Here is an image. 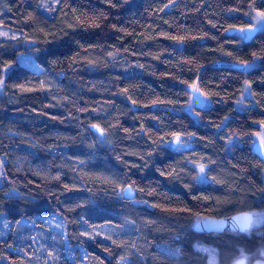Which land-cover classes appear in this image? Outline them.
<instances>
[{
	"label": "trees",
	"instance_id": "trees-1",
	"mask_svg": "<svg viewBox=\"0 0 264 264\" xmlns=\"http://www.w3.org/2000/svg\"><path fill=\"white\" fill-rule=\"evenodd\" d=\"M43 1L0 0V28L20 35L0 40V80L9 69L0 82V215L14 231L59 218L69 248L50 264L263 260L264 222L241 234L191 229L206 217L264 212L263 160L250 142L264 121V31L247 43L227 33L251 25L264 0H56L49 15ZM28 51L41 74L18 64ZM256 58L250 70L240 63ZM245 81L252 99L239 112ZM193 82L209 96L193 108L197 120L186 112ZM173 133L182 148H172ZM127 185L148 207L122 198ZM100 228L104 238L93 234ZM32 234L14 252L12 230L0 238V264H44L54 249L38 258ZM199 248L214 250V262Z\"/></svg>",
	"mask_w": 264,
	"mask_h": 264
},
{
	"label": "rangeland",
	"instance_id": "rangeland-1",
	"mask_svg": "<svg viewBox=\"0 0 264 264\" xmlns=\"http://www.w3.org/2000/svg\"><path fill=\"white\" fill-rule=\"evenodd\" d=\"M55 5H56V0H44L42 2V8L47 13V15H49L50 7H54ZM256 12L257 11L252 10L250 16L247 18V20L250 22L251 25L257 24V21L255 19H253V17H255V15H256ZM257 29H258V33L264 31V21L257 24ZM237 35H238L237 37H240V38L243 37V35H241V34H237ZM19 38H20V35L18 33L0 28V40H2V39L16 40ZM26 44H28V43H26ZM30 44H32V43H30ZM24 45H25V42L22 40L20 42V45H18V46H24ZM34 54H35L34 51H28L27 53H24V54H18L17 62L19 65L31 69L36 74H41L42 69L34 61ZM259 62H260L259 58L254 59L253 62L248 63L250 65V67H248L246 70H250L252 67L254 68V66L259 64ZM8 70H9L8 68L3 69L2 79L8 73ZM2 79L0 80V82L2 81ZM52 81H53V79H52ZM52 81L50 80V83L47 82V84L43 83V88L46 91H48L49 88L53 87L54 83L52 84ZM246 83H247V81H245L242 85V92H244V88H245ZM0 92H1V88H0ZM49 98H55V97H53V95L50 94ZM241 99H242V96L240 94L239 99L235 102V109H236V111H239V112L244 110V108L248 105L247 100L252 99L251 91L249 90L248 92H244L242 104L237 103ZM189 103H190L191 107L186 108V112L189 113V115L192 116L195 120H197V115L193 109V101H191V98H190ZM262 136H264V126L261 125L260 129L251 135V139H252L250 141L251 144L253 142H260V138ZM235 140L236 139L234 138L233 141H235ZM233 141H231V142H233ZM231 142H228L229 143L228 147H230L232 145ZM176 146H179L180 148H182L183 144L176 145ZM261 163H262V178H263V184H264V160ZM198 180L200 182H204V174L199 173V167H198ZM9 195L17 196L18 193L15 190H11L9 192ZM131 203L134 205H145V206H147V204L144 202L132 201ZM254 213L256 214V216H254V218H253L254 222L251 225L250 230L259 227L264 222V212H261V213L260 212H254ZM199 220H201V219H199ZM24 221L25 220H22L21 222H24ZM44 221L47 224L49 229H47L46 227H41V226H40V228H38L39 225H35L34 223H28V226H29L28 228H21L20 227V228H16L14 231V227L12 226V223L10 221L6 220L4 214H1L0 215V238L6 239L11 234V230H12L13 240H12V243L10 244V246L8 247V249L10 251L14 252V251L18 250L17 249L18 244H22L26 241V236L28 234V231H30V230L33 231L36 235L32 234L31 236H28L27 242L28 243L33 242L35 244L33 247L36 249V251L38 250L37 251L38 253L36 254V255H38V258H43L42 255L46 252V250H48L49 246H51L54 249V252L51 254H48V257L46 258V260L45 259L43 260L44 264H50L51 261H53V259L57 255V252L60 250L61 247L64 248V250H67L69 247H68L66 239H65V228H64L63 222L57 217H50V218L44 219ZM25 223H27V222H25ZM16 224L14 226H16ZM22 224H20L19 226H21ZM105 233H106V230H104V229L102 230V228H100V229H96L93 234H96V235L104 238L105 236H107V234H105ZM48 234H49V236L47 237ZM85 236H87V235H85ZM54 244H57L58 246L61 245V246L56 247V246H54ZM28 247H29V245H28ZM20 249L23 250V247ZM199 249L202 250L203 253H206L209 256L210 262H214V259H215L214 250H212L210 248H199ZM81 256H83V255L81 254ZM262 256L264 258V253ZM242 258L245 259V257H242ZM238 260H239V258H238ZM5 263H6V260L3 259L1 261V264H5ZM234 263H235V261H234ZM253 264H264V259L260 260V261H256Z\"/></svg>",
	"mask_w": 264,
	"mask_h": 264
},
{
	"label": "water",
	"instance_id": "water-1",
	"mask_svg": "<svg viewBox=\"0 0 264 264\" xmlns=\"http://www.w3.org/2000/svg\"><path fill=\"white\" fill-rule=\"evenodd\" d=\"M249 27H251V25H248L244 28L246 29ZM241 28L230 29L227 33H228V35H232L234 33H240L239 29H241ZM257 33H258V29L252 33L243 32V35L244 36L251 35L252 37H254V35H256ZM250 40H247V41L243 40V41L245 43H247ZM236 67L243 69V66H240V65H236ZM188 92L191 96V101H193V108L196 110H202L206 106V102H204L203 106L196 104L194 101L196 100V98L198 97L199 94L198 93H192L190 88H188ZM201 99H202V97H201ZM90 130L92 132L96 133L98 136H101V134L99 132H97L92 126L90 127ZM175 147H177L176 144H173L172 148H175ZM251 150L255 156H257L261 160H264V148L260 147V142L253 143L251 145ZM121 195L125 201H129V202H132L135 198L134 190H132V188L129 185L125 186L122 189ZM246 214H252V213L241 212L240 214L236 213V214L231 215V216L219 217V218H216V217H208L207 218L206 217V218L198 220L196 223H194L191 230H193L195 233H200V234H219V233H224V232L240 233V234L245 233V232L250 231L251 226L246 230H241V227H240V224H239V221L237 218L243 217ZM236 262L234 264H236ZM244 264H245V259H244Z\"/></svg>",
	"mask_w": 264,
	"mask_h": 264
},
{
	"label": "snow or ice",
	"instance_id": "snow-or-ice-1",
	"mask_svg": "<svg viewBox=\"0 0 264 264\" xmlns=\"http://www.w3.org/2000/svg\"><path fill=\"white\" fill-rule=\"evenodd\" d=\"M253 19H255L257 21V24H259L260 22L264 21V11H257L256 12V15L255 17H253ZM257 24H253L251 25V27L249 28H241L239 29V32L243 33V32H248V33H252L254 32L255 30H257ZM170 39H173V40H183V37H180V38H177V37H169ZM243 40L247 41V40H250L252 39V36L251 35H248V36H243L242 37ZM245 70L250 67V65L248 64V62H244V61H241L240 62ZM188 87L191 89V92L192 93H198V97L196 98V100L194 101L196 104H199L201 106H203L204 102L206 100L209 99V96L208 94H206L205 92H203L199 86L198 83L196 82H193L192 84H189ZM250 90V85H248L247 83L245 84V88H244V92H248ZM125 93L127 92V89H124L123 90ZM244 92L241 93V96H242V99L240 101H238L237 103L239 104H242L243 103V96H244ZM202 97V99H201ZM157 101H153V103H156ZM162 102V101H160ZM133 103L135 104V101H133ZM262 126H264V121L261 122ZM92 127L101 134V136L104 135V129L100 128L98 125H92ZM175 138L174 140L172 141L173 144H176V145H180L181 144V136L180 134H177V133H173L172 134ZM260 147L261 148H264V136H262L260 138ZM199 173L200 174H204L205 173V165L204 164H200L199 165ZM254 216H256L255 213H252V214H246L244 215L243 217H240V218H237L238 221H239V224H240V227H241V230H246L248 229L254 222L253 218ZM81 235H88L87 232H84V233H81ZM115 243V241H114ZM236 264H244V259H240L236 262Z\"/></svg>",
	"mask_w": 264,
	"mask_h": 264
},
{
	"label": "flooded vegetation",
	"instance_id": "flooded-vegetation-1",
	"mask_svg": "<svg viewBox=\"0 0 264 264\" xmlns=\"http://www.w3.org/2000/svg\"><path fill=\"white\" fill-rule=\"evenodd\" d=\"M238 34H241V35H243V33H241V32H240V33H238ZM243 36H244V35H243Z\"/></svg>",
	"mask_w": 264,
	"mask_h": 264
},
{
	"label": "bare ground",
	"instance_id": "bare-ground-1",
	"mask_svg": "<svg viewBox=\"0 0 264 264\" xmlns=\"http://www.w3.org/2000/svg\"><path fill=\"white\" fill-rule=\"evenodd\" d=\"M244 28V27H243ZM196 223V222H195ZM193 226V225H192Z\"/></svg>",
	"mask_w": 264,
	"mask_h": 264
}]
</instances>
